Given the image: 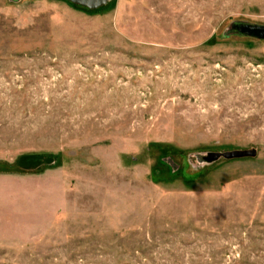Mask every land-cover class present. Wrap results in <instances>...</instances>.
Listing matches in <instances>:
<instances>
[{"label":"rangeland","instance_id":"obj_1","mask_svg":"<svg viewBox=\"0 0 264 264\" xmlns=\"http://www.w3.org/2000/svg\"><path fill=\"white\" fill-rule=\"evenodd\" d=\"M237 22L264 0H0V264H264V40Z\"/></svg>","mask_w":264,"mask_h":264},{"label":"water","instance_id":"obj_2","mask_svg":"<svg viewBox=\"0 0 264 264\" xmlns=\"http://www.w3.org/2000/svg\"><path fill=\"white\" fill-rule=\"evenodd\" d=\"M76 6L85 7L91 11L101 9L107 6L112 0H68ZM232 33L244 35V36H253L255 38L264 40V25L258 24H248V23H239L237 22L233 28ZM258 150L254 149H240L226 152H212L203 156V160L207 163H212L221 159H241V158H255L257 156Z\"/></svg>","mask_w":264,"mask_h":264}]
</instances>
